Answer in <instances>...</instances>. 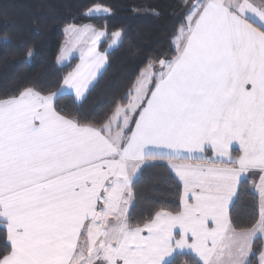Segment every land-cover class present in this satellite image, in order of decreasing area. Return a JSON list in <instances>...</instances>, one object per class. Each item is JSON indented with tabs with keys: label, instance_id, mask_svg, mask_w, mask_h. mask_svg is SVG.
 <instances>
[{
	"label": "snow or ice",
	"instance_id": "snow-or-ice-1",
	"mask_svg": "<svg viewBox=\"0 0 264 264\" xmlns=\"http://www.w3.org/2000/svg\"><path fill=\"white\" fill-rule=\"evenodd\" d=\"M182 6L171 55L149 60L101 119L61 107L73 93L82 107L107 62L98 45L109 33L88 25L66 29L90 46L56 91L25 86L0 97V264H187L193 252L191 264H255L253 241L264 240V0ZM110 11L95 4L85 15ZM111 36L116 45L122 31ZM156 167L182 183V207L136 222L139 181ZM248 172L259 176V212L238 231L229 208Z\"/></svg>",
	"mask_w": 264,
	"mask_h": 264
},
{
	"label": "trees",
	"instance_id": "trees-1",
	"mask_svg": "<svg viewBox=\"0 0 264 264\" xmlns=\"http://www.w3.org/2000/svg\"><path fill=\"white\" fill-rule=\"evenodd\" d=\"M95 4L108 7L110 13L85 15ZM184 10L182 0H0V97L25 86L56 91L79 62V57H74L61 65L57 59L65 29L70 24L88 23L109 33L100 45L108 57L107 66L82 107L72 103L73 94L64 96L61 107L71 116L101 119L114 110L115 104L123 103L121 97L149 60L171 55L174 28ZM118 30L122 31L121 41L112 47L111 34ZM28 48L34 51L30 59H26ZM248 177L242 180L229 210L233 224L239 226L237 230L250 226L259 212L260 197L252 188V177ZM177 180L163 167L144 170L139 200L135 209H130L135 221L147 219L161 207H182L183 186ZM4 243L0 230V249ZM194 257L186 255L182 260L191 264ZM258 257L255 264H259Z\"/></svg>",
	"mask_w": 264,
	"mask_h": 264
},
{
	"label": "rangeland",
	"instance_id": "rangeland-1",
	"mask_svg": "<svg viewBox=\"0 0 264 264\" xmlns=\"http://www.w3.org/2000/svg\"><path fill=\"white\" fill-rule=\"evenodd\" d=\"M106 14H109V13H106ZM85 25H88V26L96 28L92 24H88V23L83 24V25H75V26L83 27ZM66 29H65L66 38H65V41H64V44H63L61 52L62 51H66L67 52V56H66V58L63 61H59V63L61 65L70 62V60L72 58H74V57H80L81 52L86 50V48L88 46H90V40L88 39L87 36H78L77 34L71 32V31H66ZM258 184H259V180H257V179L255 180L254 178H252V188L257 193H259V190L255 186L258 185ZM253 248H254L255 251H257V256H259L260 255V251L259 250H264V240H261V239L254 240L253 241Z\"/></svg>",
	"mask_w": 264,
	"mask_h": 264
},
{
	"label": "crops",
	"instance_id": "crops-1",
	"mask_svg": "<svg viewBox=\"0 0 264 264\" xmlns=\"http://www.w3.org/2000/svg\"><path fill=\"white\" fill-rule=\"evenodd\" d=\"M97 30H99V29H97ZM104 38H105V37H103V38L101 39V42H100L99 45H98V50H99L100 52H102V51L100 50V45H101L102 41L104 40ZM116 45H117V44H116ZM116 45H112V47H115ZM102 53H104V52H102ZM79 63H80V57H79V62H78V64H79ZM78 64H77V65H78ZM106 66H107V62H106V64H105L104 68L101 70V73L97 75L96 80L93 81V84H95V82L97 81V79H98V78L100 77V75L103 73V71L105 70ZM75 68H76V67H75ZM90 88H91V87H90ZM73 95H74V93H73ZM236 148H237V146L234 145V146H233V151H236V152H237V154H234V153L232 152V155H233L234 157L239 155V152L236 150ZM210 155H211V154H210ZM205 156H208L207 152L205 153ZM244 175H245V176H251V177L254 178L255 180H256V179L259 180V176H258L257 174L252 173V172L245 173ZM258 194H259V193H258ZM234 198H235V197H233V200H234ZM182 203H183V202H182ZM230 207H231V205H230ZM229 210H230V208H229ZM238 231H239V230H238ZM185 251H187V250H185ZM192 255L195 256V253L193 252Z\"/></svg>",
	"mask_w": 264,
	"mask_h": 264
}]
</instances>
